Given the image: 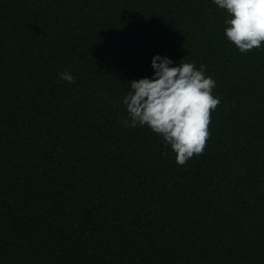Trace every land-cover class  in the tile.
I'll use <instances>...</instances> for the list:
<instances>
[{"label":"trees","instance_id":"trees-1","mask_svg":"<svg viewBox=\"0 0 264 264\" xmlns=\"http://www.w3.org/2000/svg\"><path fill=\"white\" fill-rule=\"evenodd\" d=\"M229 18L211 0H0V264H264V47L240 53ZM157 53L203 65L221 101L183 166L122 123Z\"/></svg>","mask_w":264,"mask_h":264},{"label":"clouds","instance_id":"clouds-1","mask_svg":"<svg viewBox=\"0 0 264 264\" xmlns=\"http://www.w3.org/2000/svg\"><path fill=\"white\" fill-rule=\"evenodd\" d=\"M229 15L224 35L240 53L264 47V0H211ZM150 77L133 79L121 103L126 127H147L162 137L175 153L178 165L203 154L210 137L211 113L220 104L213 95L216 81L205 74L203 65L175 63L168 56L154 54ZM62 80L74 83L68 71ZM130 85V86H129Z\"/></svg>","mask_w":264,"mask_h":264}]
</instances>
